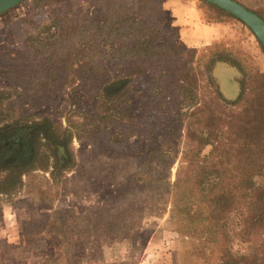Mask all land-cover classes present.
Instances as JSON below:
<instances>
[{"label":"trees","instance_id":"16d2710c","mask_svg":"<svg viewBox=\"0 0 264 264\" xmlns=\"http://www.w3.org/2000/svg\"><path fill=\"white\" fill-rule=\"evenodd\" d=\"M201 1L215 12L219 21L243 23L224 10ZM34 2L40 4L42 0ZM100 7L93 14L70 15L58 11L49 24L40 26L24 41L22 51L16 52L18 61L12 60L9 67L12 69L3 75H11L18 81L25 71L23 68H40L29 76L27 83L34 85V81H43L50 75L55 86L60 79L58 73L68 72L64 76H72L73 83L81 82L94 105L92 118L95 125H83L82 130H100L102 133L96 136L100 148L121 151L124 150L121 134L106 131V123L124 124V130H129L131 119L123 106L130 104L129 92L137 79L149 73L152 100L145 103L167 107L149 110L150 115L139 123L140 134L152 148L147 155L138 158L136 182L149 192H159L155 187L158 186L172 196L171 220L175 221L176 231L196 238L199 241L197 248L206 261L218 251L220 264H238L230 250L232 230L229 222L232 214L243 215V211L242 214L239 212L245 206L243 221L247 228L252 230L251 233L262 234L261 244L255 254L247 258V264H264V85L249 89L247 82L241 81V93L232 103L234 106H207L211 111L201 128V111L198 109L201 77L211 87L210 73L214 65L226 63L238 68L237 60L213 52L211 48L206 73H199L191 64L195 59L194 51L179 53L168 42L158 44L154 37L160 27L158 15L164 14L160 0L156 9L150 11L142 5L132 10L128 5L118 6L112 1ZM255 13L264 19V7ZM42 46L50 55L46 60L38 56ZM162 47L174 50L170 52V58L156 51ZM24 62L28 64L25 66ZM198 62L196 60L195 65ZM109 65L116 66L117 72H108ZM44 68L46 77L41 75ZM62 81L64 84L68 78L63 77ZM213 94L222 102L218 94ZM25 95L12 88L9 93L0 91V112H7L9 108L11 111L10 119L0 122V203H14L28 187L26 179L31 174L50 172L55 182L62 181L76 165L70 146L74 133L48 117L21 116L16 106H22L27 100ZM36 96L33 101L40 99ZM243 101H248V106H236ZM189 110L191 116L198 115L197 122L185 127L181 121L185 122V113ZM217 112H221L219 116ZM170 119L181 126V139L175 144V139L171 141L169 136L172 130L162 124ZM181 147L176 180L168 185L161 170L170 161L171 151ZM208 148L209 155H203ZM152 167L156 169L151 171ZM36 195L34 202L48 203L41 190ZM82 241L85 245L87 239ZM91 260L95 262L94 258ZM41 264L53 262H48L44 256Z\"/></svg>","mask_w":264,"mask_h":264},{"label":"rangeland","instance_id":"374dc122","mask_svg":"<svg viewBox=\"0 0 264 264\" xmlns=\"http://www.w3.org/2000/svg\"><path fill=\"white\" fill-rule=\"evenodd\" d=\"M110 1L118 6L128 5L132 10L142 5L147 11L155 10L159 2V0H42L40 4H36L34 0H25L0 15V91L9 93L12 88L27 95H25L27 100L23 101L22 106H16L18 112L20 109L21 116L31 119L48 117L57 125L74 133L70 143L76 164L73 169L66 173L62 181L56 182L50 172L31 174L26 179L28 187L16 199L28 200L32 204V219L24 227V241L40 250L45 260L53 264H220V252L217 251L216 255L206 261L197 248L199 241L176 231L175 221L171 220L173 208L171 195L162 192L158 186L155 187L159 192H149L136 182L138 158L147 155L152 148V144L140 134L139 123L150 115L149 110L167 107L147 106L145 103L152 100L149 73L137 79L129 92L130 104L123 106L131 119L128 122L129 130H124V124L106 123L108 124L106 131L121 134L124 146V150L121 151L101 149L96 137L102 133L100 130H82L83 125H95L92 118L94 105L81 82L73 83L72 76H64L68 72L58 73L60 79L56 81L55 86L50 80V75H47V79L43 78V81H34V85L27 83L29 76L40 68H23L25 71L18 81L11 75H3L12 69H9L12 60L18 61L16 52L22 51L24 41L33 36L40 26L49 24L58 11L70 15L85 12L93 14L101 8L100 6ZM191 1L198 6L204 23L224 28L223 36L210 44L190 47L184 41L177 17L173 13L174 9L179 7V0H160L164 14L158 15L160 27L154 36L158 39V44L168 42V45H174V50L177 49L179 53L194 51L195 59L191 64L199 73H206L211 48L213 52L230 55L240 64L238 68L226 63L214 65L210 73L213 82L211 87L201 77L198 109L201 111L202 128L206 123L205 117L211 111L207 106L213 108L234 106L232 103L241 93V81H246L249 89L257 85L263 87L264 51L246 25L229 20L219 21L207 4L201 0ZM235 1L254 12H260L264 7V0ZM154 20L157 21L155 17ZM41 41H44L43 38ZM169 49L170 47H162L156 51L163 52L170 58V52L174 50ZM38 56L41 60L49 58L45 46L39 47ZM106 58L109 59V56ZM196 60L199 62L195 65ZM24 61L27 60L24 58ZM130 61L136 62L132 59ZM24 64L26 66L28 62ZM108 68V72L110 70L117 72L116 66L109 65ZM44 70L41 75L46 77L47 70L45 68ZM63 77L68 78L64 84ZM213 92L221 97L222 102L214 97ZM35 95L40 99L33 101ZM247 102L243 101L236 106H248ZM190 112L189 110L185 113V122L181 121L185 127L188 123L197 122L198 115L191 116ZM220 113L217 112L218 116ZM10 117V108L7 112H0V122ZM162 124L172 130L169 136L171 141L175 139L174 144L181 139V126L177 121L173 122L170 119ZM79 133L80 137L77 136ZM163 134L165 135V132ZM181 150L182 147L180 150L174 148L166 168L161 170V176L166 179L168 185H172L176 180ZM208 151L209 148L203 155H209ZM153 169L156 168L152 167L151 171ZM40 190L45 194L48 203L34 202ZM5 205L8 204L0 203V217ZM242 211L243 215L235 213L231 216L229 224L232 230L230 232L232 243L229 245L235 258L234 262L247 264L248 259L259 248L262 234L251 233L252 230L248 229L243 221L246 214L245 206L239 213L242 214ZM60 221L65 222L64 227L59 224ZM83 238L87 239L85 245ZM92 258L95 262H92Z\"/></svg>","mask_w":264,"mask_h":264},{"label":"crops","instance_id":"0c3cea01","mask_svg":"<svg viewBox=\"0 0 264 264\" xmlns=\"http://www.w3.org/2000/svg\"><path fill=\"white\" fill-rule=\"evenodd\" d=\"M174 9L184 41L191 47L210 44L223 35L220 25L209 26L202 21L198 6L191 0H179ZM32 219V204L16 200L5 205L0 217V264H40L44 255L24 241V227Z\"/></svg>","mask_w":264,"mask_h":264},{"label":"water","instance_id":"95a60500","mask_svg":"<svg viewBox=\"0 0 264 264\" xmlns=\"http://www.w3.org/2000/svg\"><path fill=\"white\" fill-rule=\"evenodd\" d=\"M25 0H0V15L16 7ZM243 22L256 36L264 49V19L235 0H203Z\"/></svg>","mask_w":264,"mask_h":264}]
</instances>
